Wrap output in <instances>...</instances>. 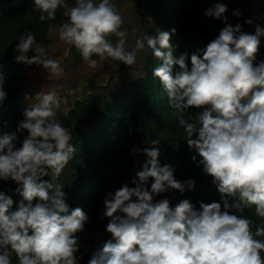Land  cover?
Listing matches in <instances>:
<instances>
[{
	"label": "clouds",
	"instance_id": "9594fccd",
	"mask_svg": "<svg viewBox=\"0 0 264 264\" xmlns=\"http://www.w3.org/2000/svg\"><path fill=\"white\" fill-rule=\"evenodd\" d=\"M64 5L65 0H33L32 9L40 21H51ZM226 12L223 3L205 11V17L225 26L191 55L190 67L187 53L172 57L175 29L143 33L129 49L124 17L112 0H74L64 12L59 39L86 62H96L95 56L131 66L146 50L163 61L152 75L196 153L193 163L212 178L221 196L220 202H199L198 208L187 199L174 207L167 198L157 201L170 190H193L195 181L180 182L171 165H161L160 140L142 153L133 148L146 159L131 180L133 187L124 183L104 198L102 218L109 220L111 239L88 264H264V224L253 231L247 215L231 214L244 205L264 221V60H257L264 28L257 25L255 34H247L240 24L228 23ZM14 51L17 63L42 66L48 76L64 73L32 31L19 36ZM6 98L0 75V105ZM60 106L55 89L42 90L24 107L16 130L0 132V182L17 185L21 197L13 210V199L0 191V264H12L13 254L17 264H79L81 259L77 234L89 217L79 207L70 209L57 182L76 152L71 132L57 119ZM190 109L201 111L193 116ZM17 132L27 133L19 146Z\"/></svg>",
	"mask_w": 264,
	"mask_h": 264
},
{
	"label": "rangeland",
	"instance_id": "374dc122",
	"mask_svg": "<svg viewBox=\"0 0 264 264\" xmlns=\"http://www.w3.org/2000/svg\"><path fill=\"white\" fill-rule=\"evenodd\" d=\"M112 2L124 17L123 27L128 32L129 49L134 47L136 39L141 34L148 32L149 35H155L156 25L164 31L176 30L175 35H171L170 38L172 46L174 38L183 35L204 49L225 26L223 22L204 15L205 11L216 3L227 5L225 16L228 23L232 26L240 24L243 32L255 34L257 25L264 28V19L260 18L261 16L264 18V12L256 10L251 13V0H112ZM3 3L5 5L0 9V58L7 57L10 61L0 64V75L4 77L7 92L6 100L0 105V132L16 130L23 119L24 107L42 90L57 91L61 100L57 119L71 132L72 142L75 143L77 139V144L84 150V157L95 158L94 150L100 146L95 144V127L103 121H108L107 127L102 129L103 135L107 137L103 146L101 145L105 152L101 156L102 163L97 167L95 165V174L90 175L84 170H77V166L71 164L70 160L57 181L64 186L65 195L70 196L71 205L74 200H86L81 209L89 217V222L85 225L84 231L77 234L80 246L77 255L81 258L79 264H88L94 251L111 239V236L107 239L104 234V227L108 221V218H102L104 198L124 183L133 187L131 180L146 159L143 154L133 153L131 150L136 148L138 153H142L144 148L150 147L149 143L152 140H160L158 147L161 165L168 164L174 168L178 163L181 177L178 178L175 174L177 168H174V177L180 182H183L185 175L195 171L196 163H193L192 156L196 153L189 150L184 130L178 125L177 118L171 114V109L160 112L144 109L130 115L121 106L125 97L133 90L134 83L145 77L147 72L144 67L151 57L150 50L139 53L136 63L131 66L118 64L119 62L112 60L100 62L95 56L92 60L96 62H86L76 48L64 44L58 36L59 25L67 19L64 12L73 6L74 0H65V5L57 10L56 19L51 21L39 20V13L32 9L33 0H3ZM234 12L241 15L236 17L233 15ZM249 19L253 21L251 25L245 23ZM50 27L54 29L52 32H49ZM25 31H32L35 34L37 43L45 48L48 58L61 63L64 67L63 75L48 76L42 66L16 62L15 44ZM115 39L112 38L113 42ZM261 40L264 41V37ZM164 51L167 54L168 50ZM29 55L32 56L34 53ZM172 57L175 59L173 52ZM257 60H264V46L261 43ZM162 63L163 61L158 59L155 67ZM156 91V99H164L165 94L159 81ZM111 107L114 110L111 115H107L106 109ZM199 111L201 110L190 109L193 116ZM191 115H186L185 118L191 121ZM89 131L93 132L87 134L80 143L78 135ZM17 135L19 146V142L27 133L17 132ZM169 137H173L174 144L165 142ZM91 143L93 144L90 145ZM10 183L0 182V185ZM150 184L151 181L149 187ZM175 191L170 190L155 199L159 201L167 198L173 207L174 200L171 196ZM77 207L72 206V209ZM243 215L253 220V226L264 224V221L254 215V211Z\"/></svg>",
	"mask_w": 264,
	"mask_h": 264
},
{
	"label": "trees",
	"instance_id": "16d2710c",
	"mask_svg": "<svg viewBox=\"0 0 264 264\" xmlns=\"http://www.w3.org/2000/svg\"><path fill=\"white\" fill-rule=\"evenodd\" d=\"M5 3H3V0H0V9L3 8ZM160 23V22H159ZM52 24H58V23H52ZM157 29H160L159 25H156L154 28V32L157 31ZM154 35V34H153ZM261 44L264 46V41L261 40ZM201 48L198 47L191 39L183 37V35L177 36L174 38V46L172 48V52L174 54V58H179L180 55L187 53L189 56V64H190V57L193 53H195L197 50H200ZM157 58L153 57L151 54L150 59L148 62L145 64V72L146 75L142 80L136 81L134 83V88L133 90L125 97V100L122 103V108L125 110L127 114L134 115V113L138 110H154L157 112L160 111H168L170 108L168 106V99L165 95L164 99H156L157 97V79L153 77L152 75V70L155 68ZM9 58L7 57H2L0 58V64L9 62ZM162 89V88H161ZM163 90V89H162ZM156 99V100H155ZM154 100V101H153ZM153 101V102H152ZM98 107V106H97ZM114 108H107V115H111L113 112ZM139 112V111H138ZM108 125V121H103L101 122L98 126L95 127L96 129V139H95V144L96 145H102L105 139L107 138L105 135L102 133V129L106 128ZM93 131H89L88 133H84L82 135H78V140L80 143H82V140L86 138L87 134L92 133ZM77 140V139H76ZM75 140V147H76V152L74 153V157L71 160V164L77 166V170L79 171H85L86 174L90 175L95 174V165L96 167L98 164L102 163V158L105 148L97 146L94 150L95 153V158L92 159V157L83 155L84 150L81 148L80 145L77 144ZM165 142H170L171 144L175 143V140L173 137L167 138ZM91 143L90 145H92ZM89 150V149H87ZM174 147L171 148V151L173 152ZM199 159V157H197ZM174 168H179V164L177 163ZM195 171L190 172L188 175H185L183 177V182L188 181V180H193L195 181V188L191 191L185 190L183 194H181L179 191H175L174 195L171 196L172 199L174 200V205L173 207L178 204L182 200H189L193 205H195L197 208L199 207V202H204V203H211V202H220L221 196L218 193L217 189L214 187L212 184V178L210 176H207L203 173L202 168L198 167L197 164L194 168ZM177 174L178 178L181 177L180 170L175 173ZM48 179V178H45ZM50 179V178H49ZM177 179V178H176ZM178 180V179H177ZM97 184H99L96 181ZM16 187L14 183H10L8 185H0V191H4L6 195L10 196L13 201V210L16 209V206L21 200V197L16 193ZM69 195H65L66 202L68 203L70 209H72V206H78L81 208L85 204L86 200H74L72 202L73 204L71 205L70 200H69ZM168 197V198H171ZM81 199V198H80ZM254 211L253 209H250L248 207H245L244 205H241V208L239 210L237 209H232L231 214H236V215H241L245 214L246 212H252ZM109 223V220L107 221V224ZM262 225V224H261ZM261 225L253 226L252 230L255 231V228ZM106 227H104V234L107 239L108 237L111 236L109 233L106 232ZM108 241V240H107ZM12 264H17L15 255L13 254L12 256Z\"/></svg>",
	"mask_w": 264,
	"mask_h": 264
},
{
	"label": "crops",
	"instance_id": "0c3cea01",
	"mask_svg": "<svg viewBox=\"0 0 264 264\" xmlns=\"http://www.w3.org/2000/svg\"><path fill=\"white\" fill-rule=\"evenodd\" d=\"M251 6V13L256 10L264 12V0H251ZM260 18L264 19L262 16Z\"/></svg>",
	"mask_w": 264,
	"mask_h": 264
}]
</instances>
